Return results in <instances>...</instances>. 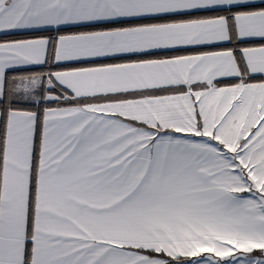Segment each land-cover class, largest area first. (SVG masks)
<instances>
[{
	"label": "snow or ice",
	"instance_id": "1",
	"mask_svg": "<svg viewBox=\"0 0 264 264\" xmlns=\"http://www.w3.org/2000/svg\"><path fill=\"white\" fill-rule=\"evenodd\" d=\"M0 264H264V0H0Z\"/></svg>",
	"mask_w": 264,
	"mask_h": 264
}]
</instances>
